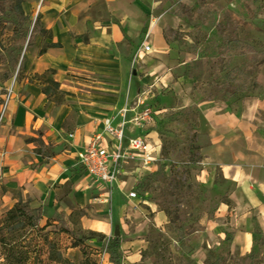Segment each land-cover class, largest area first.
<instances>
[{
	"label": "crops",
	"instance_id": "obj_1",
	"mask_svg": "<svg viewBox=\"0 0 264 264\" xmlns=\"http://www.w3.org/2000/svg\"><path fill=\"white\" fill-rule=\"evenodd\" d=\"M159 2L22 0L25 15L39 17L40 22L39 28L30 29L35 27L34 42L24 44L16 61L20 72L0 123L1 205L11 207L23 198L44 212L43 219L51 210L70 214L84 209L81 219L90 230L103 223L105 229L118 227L132 215L140 216L142 224L148 212L154 225L163 227L169 220L165 210L137 204L135 212L127 211L137 197L131 198L120 180L113 185L94 180L81 165L78 152L106 118L128 122L146 99H161L163 91L169 90L184 105L196 102L204 120L210 144L205 148L201 177L209 175V166H217L240 193L231 192L232 206L222 201L214 216L207 218L205 228L217 244L230 234L231 254L248 253L254 245L253 211L260 203L257 192L264 193V135L257 127L264 95L247 98L239 110L223 99L193 98L192 79L176 72L179 59L172 57L164 29L169 14L158 9ZM41 27L51 36L37 32ZM145 45H149L147 50ZM1 65H8L5 58ZM50 69L60 88L68 92L60 104L43 90V75ZM12 81L9 76L0 77V99ZM32 136L53 150L45 154L30 141ZM257 212L264 228V209ZM101 215L108 220L101 221ZM222 217L227 220L221 222ZM138 228L139 224L126 230L130 233L126 245L136 248L142 244Z\"/></svg>",
	"mask_w": 264,
	"mask_h": 264
},
{
	"label": "rangeland",
	"instance_id": "obj_2",
	"mask_svg": "<svg viewBox=\"0 0 264 264\" xmlns=\"http://www.w3.org/2000/svg\"><path fill=\"white\" fill-rule=\"evenodd\" d=\"M158 9L169 14L164 19L165 36L172 57L179 59L176 72L193 81V98L223 99L239 110L247 98L264 95V0H160ZM0 19V58L8 63L1 65L6 69L0 77L14 79L19 70L16 61L26 48L15 39H28L32 26L39 28V23L37 18L23 20L9 11L0 14ZM43 76L44 81L53 77L50 72ZM183 103L169 90L163 91L161 99H146L125 122V141L152 133L149 141L154 139L159 145L143 159L133 156L119 165L125 189L137 191L135 203H129L126 210L135 212L137 204L147 208L152 204L166 211L168 222L158 227L147 212L142 224L140 216L132 215L122 221L123 226L105 229L103 223L90 230L81 219L84 209L70 214L51 210L46 219L40 209L41 226L49 224L43 231H49L61 256L49 260L45 247L35 249L32 259L41 258L42 264H264V228L257 212L264 209L261 191L257 192L259 206L253 211L256 222L250 252L231 254L228 233L218 244L211 240V230L205 228L207 218L214 216L222 201L232 206L231 192L240 193L217 166H209V175L201 177L210 143L196 102ZM144 112H148L145 117ZM257 123L263 136L264 111ZM52 150L47 147L44 153ZM130 177H134L130 183H123ZM7 208L0 200V216ZM99 218L108 220L103 215ZM138 224L143 240L134 248L126 245L130 234L126 230Z\"/></svg>",
	"mask_w": 264,
	"mask_h": 264
},
{
	"label": "trees",
	"instance_id": "obj_3",
	"mask_svg": "<svg viewBox=\"0 0 264 264\" xmlns=\"http://www.w3.org/2000/svg\"><path fill=\"white\" fill-rule=\"evenodd\" d=\"M22 0H0V14L6 11L16 12L23 20H29V16L25 15ZM1 21V19H0ZM40 22L37 17L36 23ZM16 28L14 27V32ZM37 32H43L45 35H50L44 28H40ZM36 33L35 27L30 32L29 38L21 36L18 43L24 45L34 42ZM45 47L42 49L44 51ZM2 58H0V62ZM20 69L18 70V73ZM46 72L54 74V70L50 69ZM44 92L55 103L65 101V96L68 94L66 90L60 88V82L54 77L46 79L43 86ZM60 96V97H58ZM35 141L42 150H46L48 144L42 139L32 136L30 141ZM40 208L30 206L29 200L19 198L11 207L7 208L0 216V264H42L41 258L32 259V253L35 249L38 251L48 249V259L60 257L61 253L56 248L54 239L51 238L49 231H43L49 224L41 226ZM43 231V232H42ZM32 259V260H31Z\"/></svg>",
	"mask_w": 264,
	"mask_h": 264
},
{
	"label": "built area",
	"instance_id": "obj_4",
	"mask_svg": "<svg viewBox=\"0 0 264 264\" xmlns=\"http://www.w3.org/2000/svg\"><path fill=\"white\" fill-rule=\"evenodd\" d=\"M145 48L147 50L149 45H145ZM16 77L0 99V123L3 121L2 119L9 108V102L13 97V85ZM147 114L148 112H144L141 115L145 117ZM69 137H74V134H70ZM126 137L125 121L121 120L115 123L113 119L106 118L103 127L95 131L90 140L80 146L78 159L87 174L104 185H113L119 182V165L133 156H141L143 159L151 146L148 135L133 136L128 138L127 142L125 141ZM129 196L137 197V191L132 188L129 191Z\"/></svg>",
	"mask_w": 264,
	"mask_h": 264
},
{
	"label": "bare ground",
	"instance_id": "obj_5",
	"mask_svg": "<svg viewBox=\"0 0 264 264\" xmlns=\"http://www.w3.org/2000/svg\"><path fill=\"white\" fill-rule=\"evenodd\" d=\"M159 142H157V141H155V142H150V149H151V151H153L154 152V150H155V148H156V146L158 147V144Z\"/></svg>",
	"mask_w": 264,
	"mask_h": 264
}]
</instances>
